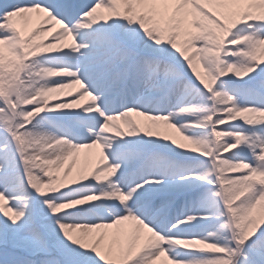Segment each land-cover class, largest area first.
<instances>
[{"label": "snow or ice", "instance_id": "1", "mask_svg": "<svg viewBox=\"0 0 264 264\" xmlns=\"http://www.w3.org/2000/svg\"><path fill=\"white\" fill-rule=\"evenodd\" d=\"M0 264H264V0L0 2Z\"/></svg>", "mask_w": 264, "mask_h": 264}, {"label": "bare ground", "instance_id": "2", "mask_svg": "<svg viewBox=\"0 0 264 264\" xmlns=\"http://www.w3.org/2000/svg\"><path fill=\"white\" fill-rule=\"evenodd\" d=\"M63 98L70 99V97H63Z\"/></svg>", "mask_w": 264, "mask_h": 264}, {"label": "rangeland", "instance_id": "3", "mask_svg": "<svg viewBox=\"0 0 264 264\" xmlns=\"http://www.w3.org/2000/svg\"><path fill=\"white\" fill-rule=\"evenodd\" d=\"M0 2H3V0H0ZM63 98V97H62Z\"/></svg>", "mask_w": 264, "mask_h": 264}]
</instances>
